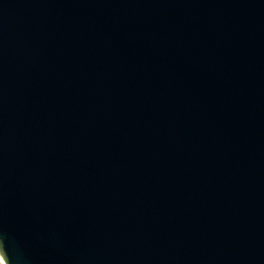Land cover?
I'll return each instance as SVG.
<instances>
[{
    "label": "water",
    "instance_id": "water-1",
    "mask_svg": "<svg viewBox=\"0 0 264 264\" xmlns=\"http://www.w3.org/2000/svg\"><path fill=\"white\" fill-rule=\"evenodd\" d=\"M5 264H264V0H0Z\"/></svg>",
    "mask_w": 264,
    "mask_h": 264
},
{
    "label": "rangeland",
    "instance_id": "rangeland-1",
    "mask_svg": "<svg viewBox=\"0 0 264 264\" xmlns=\"http://www.w3.org/2000/svg\"><path fill=\"white\" fill-rule=\"evenodd\" d=\"M0 264H5L1 258H0Z\"/></svg>",
    "mask_w": 264,
    "mask_h": 264
}]
</instances>
